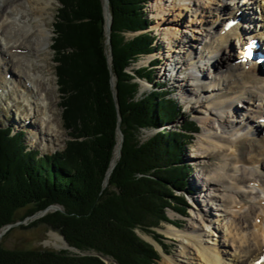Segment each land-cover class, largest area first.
Instances as JSON below:
<instances>
[{
	"label": "trees",
	"instance_id": "obj_1",
	"mask_svg": "<svg viewBox=\"0 0 264 264\" xmlns=\"http://www.w3.org/2000/svg\"><path fill=\"white\" fill-rule=\"evenodd\" d=\"M58 1L53 50L63 123L71 139L63 150L42 154L30 150L10 128L0 130V231L59 205L62 210L48 212L28 227L47 225L70 246L97 256L9 250L0 244V264H105L100 255L117 264H154L157 252L134 229L152 232L163 222L174 223L168 210L187 214L184 198L175 192L188 187L191 170L182 157L200 126L186 120L167 131L166 124L183 116L177 100L162 89L140 95L135 80L151 83V66L128 72L157 49L156 37L148 31L151 0H109L111 51L104 0ZM127 33L136 36L127 38ZM119 117L121 156L103 189L119 143ZM143 129L158 132L142 142Z\"/></svg>",
	"mask_w": 264,
	"mask_h": 264
},
{
	"label": "bare ground",
	"instance_id": "obj_2",
	"mask_svg": "<svg viewBox=\"0 0 264 264\" xmlns=\"http://www.w3.org/2000/svg\"><path fill=\"white\" fill-rule=\"evenodd\" d=\"M202 2L208 3L207 8H212V4L216 3L224 5L213 6L220 7L221 10H224L226 6L224 4L225 0H179V5H173V9H170V11L177 10L176 12L181 14L182 10H190L200 21L194 22L192 20V22L187 24L182 20L181 15L178 14L177 18L176 15L170 16L169 14L167 15L168 18H163V21L160 22L158 31L163 32L164 40L169 42L170 48H176V52L179 53L180 66L178 70L182 71L187 67H192L198 71L189 74L179 82L184 91L181 94L183 99L194 101L199 106L206 104L207 108H210L209 111L207 109L208 115L202 119V123L209 128V131L215 129L217 122L219 123L217 129H222V134L210 132L205 140V156H211L216 151H223L222 157L224 160L219 171L210 179V186L216 188L221 198L210 195L209 197L211 200L221 201L225 204V207H230L231 214L240 215V218L249 225V233H243L244 231L240 228L237 233L233 234L231 226H228V233L233 235V242L236 241L240 244L238 248L241 250L243 257H245L244 260L250 261L248 264H255L256 261L264 256V130L260 129V127L262 128L260 123L259 126L255 125L256 117L258 115L264 116V106L258 111H253L254 108L252 109V107H254L256 101H264V65L258 66L256 63L247 67V62H237L243 56V48L238 58H235V56L233 58L232 52L229 51L232 38H236L241 47L245 45L244 41L246 39L255 38L252 35L243 37L246 31L242 32L244 30L242 27L240 30L242 20H247L249 23L254 21L250 15L253 7L242 8L238 5L234 7L236 10H233L232 14H228L230 7L227 9L228 13L225 11L223 13L209 11L208 13L211 18H214V21L206 25L205 18L201 16L203 13L201 10ZM48 7H50L48 0H0V105L2 97L12 91L20 98H18L19 100H23L27 104L35 103V106L39 107V112L43 116L46 115L50 120L53 117V110L48 99L49 95L47 96L48 91L42 90L43 83L38 80L39 78L36 76L31 78L29 73L25 71L26 66L33 68L32 62L35 59L37 63L41 61L37 55L40 58H44L40 53L44 49L48 50L51 44L52 32L44 24L47 19L44 14ZM241 8L249 11V15L244 13ZM155 9L158 11L157 17L159 19L166 15V11H163L165 8L162 6V2L159 3L157 1ZM239 12L241 13L238 14ZM204 15L207 16L206 14ZM231 19H239V22L232 29L226 30L225 25ZM183 24L189 30L181 29L180 27ZM217 24L220 31L217 29ZM195 28H198V30H195ZM210 35H213V37ZM194 43H198L204 49H201V51L204 52L198 53L194 51L192 48L195 45ZM259 43L264 53V43L262 41ZM225 53L227 58L223 57ZM33 56L35 59H33ZM188 57H191V59ZM172 59L173 56L169 54L165 63L166 71H171L169 68L172 65ZM148 61L147 59V63ZM141 63L146 64L145 61ZM9 64L10 66L11 64L15 65V76L12 73H5V70L6 72L10 70H7L10 67ZM208 66L213 69L225 70L219 71L220 74L215 71L217 73L213 75L212 81L208 82L204 71L202 72ZM38 68L40 69L41 66H38ZM203 80H206L205 83ZM206 84L212 89V94L209 93V96H206L209 92ZM254 100L256 101L254 102ZM241 102L247 103V114H240L238 111V115L244 118V124H246V119L248 120L249 118V126L246 130L250 129L248 130L249 133L255 134L256 139L248 134L243 135V130L238 128V124L242 122L237 121L236 123V121L232 120L238 110L235 107L236 103ZM214 109L216 112H213ZM254 112H256V115H254ZM249 113L253 114V117L249 116ZM33 119L37 120L35 112L33 113ZM211 119L214 123L212 126L210 125ZM31 121L29 120L26 125L29 126ZM47 122L51 123V121L46 120ZM262 122L264 123V120ZM34 136H40L42 139L43 133L35 130ZM120 143L121 138L119 137L110 172L119 160ZM256 189L260 190V192L255 196V204L245 211V204L241 198L246 191L254 193ZM252 218H254L253 221ZM182 232L177 227L170 226L166 234L170 238H180L182 237ZM51 236L53 239L47 241V246L54 245L59 250L68 248L63 238L54 233ZM189 241L192 243L193 250L197 252L204 263L225 264L224 255L216 247H204L198 238L195 237Z\"/></svg>",
	"mask_w": 264,
	"mask_h": 264
},
{
	"label": "rangeland",
	"instance_id": "obj_3",
	"mask_svg": "<svg viewBox=\"0 0 264 264\" xmlns=\"http://www.w3.org/2000/svg\"><path fill=\"white\" fill-rule=\"evenodd\" d=\"M157 1L159 3L162 2V6H164L165 8L163 9V11L164 12L166 11V15H163L161 19L157 17L158 11L155 9V4ZM238 1L239 0H225L224 4H226V6L224 10H221L220 7H213L214 5L224 6V5H220L221 3L219 4L216 3L214 5L212 4V8L211 7L207 8L208 3L202 2L201 10L203 13L201 14V16L205 18V24L207 25L214 21V18L210 17V14L208 13L209 11H216L217 13H223L225 11L228 13L227 9L228 7H230L231 9L228 14H232L233 10H236L234 8L235 6L240 5L243 7L248 6L246 8L250 7L247 4V0H244V2L243 0H241L240 2ZM248 1L251 2V0ZM48 2L50 7H48L47 11H45L44 16L47 19L44 22V24H46V26L52 32V38L50 41L51 44L49 43L50 46L48 47V50L44 49L40 53V55L45 59L40 58V56L37 55L39 60H41L40 62L38 61L37 63L35 57L33 56V59H35L32 62L33 68L26 66L27 68H25V71L29 73L31 78L34 76L39 78L38 80L43 83L42 90L48 91L47 96L49 95L48 99L51 103V108L53 110L52 113L53 117L49 120L48 117H46V115L43 116L41 112H39V107L35 106V103L27 104L23 100H19L20 98L17 97L12 91H10L8 94L2 97V102L0 105V127L3 126L6 127L8 125L13 126L14 127L13 133L20 131L21 128H24L25 134L22 136V140L26 142V144L31 148L41 150L42 153H51L56 150H63L65 147V143L69 139H71L69 135V131L66 130L63 123V117H62L63 112L61 107V103L63 102V93L60 92L59 90V83L57 81V76H56V66L58 65V63L55 59L56 57L55 51L53 50L54 39L56 36L54 34L55 32L54 25L56 22L57 9L59 7V4H57L55 0H48ZM175 4L179 5V0H175V1L152 0L149 3L148 12H149V17L153 20V24L148 31H150L152 35L157 38L155 44L158 45L160 48L155 54L141 57L137 62L133 63L128 68V72H131L132 69H138L141 67L149 66L151 65V62L154 63L155 67H153V75H152L153 81L151 83L143 79H137L135 81L139 82L140 95H143L146 92H152L156 89L159 90L162 89L168 94H171V96L179 102V105L183 107L182 110L183 116H181L178 120L171 122L170 124H166L165 128L167 129V131L177 130L178 128H181V126L184 124L186 120H194L200 125V133L196 134L195 141L186 148L182 157L183 163L185 165L190 166V170H191L189 175L190 177L188 178V187L186 189V192L185 191H183V193L180 191L175 192L177 196L184 198L185 200L184 206L187 207L186 208L187 214L182 216V213L180 214L174 210H168V215L170 217V220L174 223L169 224L163 222L158 227L150 228L149 230L152 232H147V231L145 232L140 228L137 229L135 228L134 232L136 233V235L140 237L142 241L150 244L157 252L158 258L153 260L152 263L154 264H206L198 256L197 252L192 248V243L189 240L194 239V237L198 238V240L202 243L204 247L211 246V247H216L218 250H220V252H222V254L224 255L225 264H232L236 262H239L240 264H248L250 261L244 260L245 257H243L241 250L238 248V245L240 244L237 243L236 241L234 242L232 241L234 240L232 239L233 235H229L228 226L232 227L233 234H235L238 232L237 230L240 228L241 230L244 231L243 233L245 232L249 233L250 232L249 225L246 224L245 220L240 218V215L235 216L231 214L230 207H225V204H223L221 201H214V199L211 200L209 197L210 195V196H219V199L221 198L219 192L216 191V188L210 186V179L216 172L219 171V168L221 167V164L222 162H224V160L222 157L223 151L221 152L216 151L211 156L208 157L205 156L204 153L206 150L205 140L207 139V136L208 134H210V132L211 133L217 132L218 134H222V129H217L219 124L217 122L215 124L216 126L215 129L209 131V128L202 123L203 117L208 115L207 109L208 111L210 109L207 108L206 104L204 106H199V104L194 103V101L185 100L182 98L183 96L181 94L184 91L179 81L187 77L189 74L198 71H196L192 67H187L185 70L179 71L178 70V67L180 66L179 53L176 52V48H170L169 42L164 40L165 37L163 36V32L158 31V27L161 24L160 22L163 21V18H168L167 15L169 14L170 16L176 15L177 17V15L179 14L178 12H176L177 10L173 12L170 11V9H173V5ZM261 5H263V2H261V0H257V2L254 3L253 5L254 10L253 9L252 10L254 12L256 11L257 14L255 21L257 27L255 29V25L252 26L254 29V32L252 33H251L252 31L251 26L247 30H243L242 32L246 31V33L244 34L245 37H248L251 34H254L258 37L261 36L264 37V13L262 15L259 14L260 11L263 10ZM181 7L180 9L184 8ZM243 11L244 13L249 15V11L246 10ZM204 14H206L207 16H205ZM179 15L182 16V20L187 24L188 22H192V20H194V22L200 21V19L198 17H195L190 10H186V11L182 10L181 14ZM257 18L259 20H257ZM180 28L186 29L184 24ZM198 28H195V30H198ZM217 29H218V24H217ZM218 31L220 30L218 29ZM134 36H136V34L133 33L126 34L127 38H131ZM210 36L213 37V35ZM245 41L248 42V39H246ZM198 43H194L195 45L192 46V48L194 51L198 53H203L204 51H201V49L203 48L199 46ZM230 47L231 49L229 51L232 52L233 58L234 56L235 58L239 57L240 46L236 38L235 39L232 38ZM169 54L173 56L172 65L169 68L171 69V71H166L167 67H165V63L167 62L166 59ZM223 57L227 58V54L225 53ZM188 58L191 59V57ZM147 59L149 60L148 63H147ZM143 61H145L146 64L141 63ZM14 66L15 65L11 64V66L7 69L10 70L8 72H6L5 70V73L6 74L12 73V75L15 76ZM38 66H41V68L39 69ZM208 68L209 66L205 67V69L202 70V72L204 71L206 78H208V82L210 80L212 81V77L213 75H215V73L225 70V69H213V68H209L208 70ZM205 81L206 80H203L204 83ZM115 84L116 81L115 78L113 77L114 88H115ZM111 85H112V77H111ZM206 88L209 91L208 94H206V96H209V93H211L212 89H210V86L207 84H206ZM116 100H117V96H116ZM255 101L256 100H254V102ZM21 102L25 103L27 107L21 104ZM263 106H264V101H256L252 109L254 108L253 111H258ZM235 107L238 110L236 111L235 117H233L232 120L236 121V123L237 121L242 122L241 124L239 123L240 125L238 124V128L243 130L242 131L243 135L248 134L249 136H252L253 138L256 139L255 134L252 135L249 133L248 130L250 129L246 130V128L249 126L248 124L249 118L248 120L246 119V124H244L243 122L244 118L241 117V115L240 116L238 115V111L240 112V114L243 113L247 114L246 112L247 103L246 102L236 103ZM34 112L36 113L37 120L33 119ZM213 112H216V110L214 109ZM251 113H249V116L253 117V114ZM254 115H256V112H254ZM259 116L260 115H258L255 119L256 121L255 125L259 126L260 123V125H262V128L260 127V129L264 130V123L261 121L262 119L261 117L264 116H260V117ZM29 120L32 121L29 124V126H27L26 124L29 123ZM46 120L51 121V123L50 122L46 123ZM210 122H211L210 125L212 126L214 124L213 120L211 119ZM35 130H38L39 132L43 133L42 139L40 136H34ZM157 132L158 131L155 130L143 129L139 133V138L142 140V142H144L148 140L152 135L156 134ZM45 133L46 135H44ZM36 140L37 142H35ZM115 154L116 151L114 153V156ZM256 190L257 191H254V193H251V191H246L244 193V196L241 198V200L245 204L244 206L245 211L249 210L251 207L254 206L256 200L255 196H257L258 192H260V190L258 189ZM51 206H57L59 210H62V207L59 205H51ZM51 211H56V210L55 208H51V210H49L48 212ZM23 212L24 211H22L20 215L23 214ZM29 217H26L24 220L20 221L22 222L21 225L12 228L3 236V238L0 241L1 246L9 250L39 249V250H50L55 252L64 251L69 254L78 255V256H87V255L97 256V254L94 252L81 251L73 246H71L73 247V249L65 248L60 250L55 248L54 245L47 246L46 245L47 241L53 239L51 236L53 233L63 238L65 243L67 240L63 236H61L58 232L51 230L47 225L39 224L36 226L28 227L35 220L43 216L37 219H32V218L27 219ZM253 220L254 218H252V221ZM173 224H175L176 226ZM170 226H174L182 230L183 231L182 237L170 238L166 234V231L169 229ZM4 229L5 227L2 228L0 233ZM263 251H264V246H263ZM100 256L103 257L100 258L105 264H117L114 261V258L110 256H102V255Z\"/></svg>",
	"mask_w": 264,
	"mask_h": 264
},
{
	"label": "water",
	"instance_id": "obj_4",
	"mask_svg": "<svg viewBox=\"0 0 264 264\" xmlns=\"http://www.w3.org/2000/svg\"><path fill=\"white\" fill-rule=\"evenodd\" d=\"M108 2H109V0H105V4H104V13H105L106 18H107V20H106V33H107V36H108L107 43H108L109 46L111 47L110 33H111V22H112V17H111V15H110ZM109 20H110V21H109ZM108 21H109V23H108ZM110 50H111V48H110ZM111 58H112V54H109L108 59L110 60ZM113 77H114V76H112V89H113L114 99L116 100V90H115L114 85H113ZM120 120H121V119L119 118L118 128H117V134H118V137L121 138V143H120V145H119V146H120V148H119V151H120V153H119V159H120V156H121V148H122V143H123V140H124V136H123V133L121 132V128H120ZM111 162H112V161H111ZM116 164H117V163H116ZM115 166H116V165H115ZM115 166H114V168H115ZM110 168H111V163H110V167H109V169H108V171H107V173H106V177H105V179H104L103 189H105V188L108 186V182H109L110 175H111V173H112V171H113V169H114V168H113V169L111 170V172H110ZM51 208H55V210H59V208H57V206H50V207H48L47 209H45L44 211H40V212L36 213L35 215H33V216L27 218V219H30V218H32V219H37V218H39V217H41V216H44L49 210H51ZM43 214H44V215H43ZM21 224H22V222H17V223H15V224H11V225L6 226L5 229L0 233V241H1V239L3 238V236H4L8 231H10L12 228H14V227H16V226H19V225H21ZM66 243L68 244L67 241H66ZM68 248L73 249V247L69 246V244H68ZM101 258H103V257H101Z\"/></svg>",
	"mask_w": 264,
	"mask_h": 264
}]
</instances>
